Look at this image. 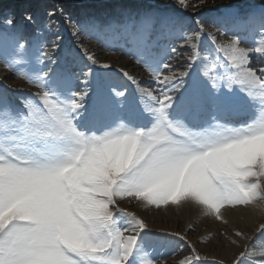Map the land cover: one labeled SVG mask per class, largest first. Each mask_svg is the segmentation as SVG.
<instances>
[{
    "label": "snow or ice",
    "instance_id": "6c2138e0",
    "mask_svg": "<svg viewBox=\"0 0 264 264\" xmlns=\"http://www.w3.org/2000/svg\"><path fill=\"white\" fill-rule=\"evenodd\" d=\"M206 4L0 11V64L36 90L0 79V264H169L177 241L176 264H205L194 224L151 231L129 206L195 209L225 226L230 264H264V0ZM82 36L123 55L102 61ZM236 212L259 243L227 228Z\"/></svg>",
    "mask_w": 264,
    "mask_h": 264
},
{
    "label": "rangeland",
    "instance_id": "374dc122",
    "mask_svg": "<svg viewBox=\"0 0 264 264\" xmlns=\"http://www.w3.org/2000/svg\"><path fill=\"white\" fill-rule=\"evenodd\" d=\"M107 2H109V0H0V11L7 10L9 12L15 13L17 18L21 17L24 13H32L38 19H46L45 10L58 9L60 6H64L65 12L72 13L73 19H76L77 17L75 13L78 10L76 6L80 4H87L90 6L88 9L89 11H98L100 15L103 17L104 9L102 5ZM157 2L161 4H172L173 0H157ZM229 3H243V0H207V4L204 6V8L210 9L214 6L226 5ZM203 10L204 9H201V11ZM188 14H191V13H188ZM55 20L60 30L62 31L65 39L66 40L70 39L71 35H70V31L68 30L69 26L61 23L59 12H57V16L55 17ZM80 39L84 40L85 46L95 51L97 53L98 58L102 61H108V62L115 61L123 55L120 52L112 53L108 51L102 45L98 44L96 40H89L87 37H83V36L80 37ZM123 63H126V64H123ZM255 63L257 62L254 61V64ZM116 66L117 67H122V66L127 67L128 70L137 77V79L141 80L143 86H147L146 82L149 79L147 74L139 66H136L133 63V61L129 59L128 57H123L122 59H120V63ZM0 79H5L6 82L10 84L11 88L13 90H16L18 94L28 95L36 91L34 88H31L25 85L23 81L14 79L13 74L10 72H6L2 64H0ZM162 208H165V207L162 206L160 209H155L154 207L148 209L146 212L148 213L152 212V213H150L151 215L145 216V218L148 217L146 218L147 220L148 219L151 220L153 218L152 220L158 223L159 221H161V219L159 220L160 218L159 212L161 211ZM130 209H134L138 213V215L142 213L141 211L136 209V207L130 206ZM145 218L143 217V219ZM161 218L164 223H168L170 225L172 224V221L168 216L164 215ZM208 221L211 222L213 220H208ZM215 222L218 223V226H215L214 228V226L211 223H208L206 225L205 231L212 230L214 232V235L218 236L217 234L220 231H223L225 229V226L221 224L219 221H215ZM179 224L183 225L184 221L182 219H179ZM256 226L250 227L249 225H247L246 228H244L243 226H235V227L233 226L232 227L229 224L227 228L229 230L233 228L242 229L250 237L257 238L259 234L255 233ZM209 237H213V235H209ZM192 245H194L197 248V250L200 252L202 256H206L207 252L205 250L198 247L197 244L195 245L192 243ZM235 251H239V249L234 248L232 253ZM168 252L174 253V256L172 257V259L169 260V264H176L178 260L183 259L184 256L190 254V249L185 245L183 241H177V244L169 248ZM218 260H225L226 262H229L230 264L231 258L228 257L226 259L224 255L219 254ZM205 264H214V260L207 259Z\"/></svg>",
    "mask_w": 264,
    "mask_h": 264
},
{
    "label": "bare ground",
    "instance_id": "6f19581e",
    "mask_svg": "<svg viewBox=\"0 0 264 264\" xmlns=\"http://www.w3.org/2000/svg\"><path fill=\"white\" fill-rule=\"evenodd\" d=\"M136 209L142 212L141 214H139L142 218H145V216L151 215L150 213H152L146 212L148 209H140L138 207H136ZM130 210L135 211L134 209ZM164 215L168 216L171 219V225L162 221L161 217ZM159 217V220L161 219V221H159L158 223L153 221L152 217L151 220H147L146 218L148 217L145 218L146 221H148L147 223L149 225L150 230L157 231L161 229H166L168 231H179L184 233L187 231V225L192 223L195 225V230L187 233L188 240L195 245L197 244L198 247L205 250L207 252L206 256L208 259H213L214 261H217L219 254L224 255L226 259L228 257L232 258V251L234 250V248L228 246L226 243L222 245L220 243V237L214 235V232L212 230L205 231L206 225L208 223H211L214 228L215 226H218V223H216L215 221L209 222L208 220L211 219L200 217L195 209H181L176 208L175 206L167 208V210L166 208H162L159 212ZM179 219H182L184 221L183 225L179 224ZM229 224L232 227L243 226L244 228H246L247 225H249L250 227H255L258 224V218L248 213L236 212L229 216ZM209 235H213V237H211V242L201 243V241L207 240L209 238ZM254 239L256 238L254 237ZM256 242L259 243V240L256 239Z\"/></svg>",
    "mask_w": 264,
    "mask_h": 264
}]
</instances>
